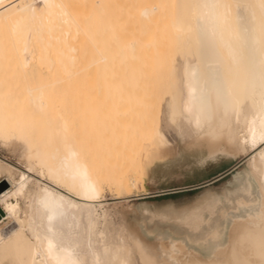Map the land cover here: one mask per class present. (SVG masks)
I'll return each instance as SVG.
<instances>
[{"label":"bare ground","instance_id":"obj_1","mask_svg":"<svg viewBox=\"0 0 264 264\" xmlns=\"http://www.w3.org/2000/svg\"><path fill=\"white\" fill-rule=\"evenodd\" d=\"M112 1L74 18L67 0H0V137L25 141L34 163L26 173L0 160V222L13 221L0 264H264V0ZM116 2L147 35L121 33ZM170 10L173 36L154 34ZM164 109L211 158L256 153L236 208L205 235L128 249L99 228L100 199L106 182L135 188L171 153Z\"/></svg>","mask_w":264,"mask_h":264},{"label":"rangeland","instance_id":"obj_2","mask_svg":"<svg viewBox=\"0 0 264 264\" xmlns=\"http://www.w3.org/2000/svg\"><path fill=\"white\" fill-rule=\"evenodd\" d=\"M68 1L69 0H67V2ZM82 1H72V3H74V8L72 7V3H70V1L68 2L69 6L73 8L72 10H74L73 15L79 16V14H81V10H76L86 8V3L90 0ZM132 1L134 2V0ZM132 1L127 0L129 4L133 3ZM135 1L137 2V0ZM110 2H108V4H110ZM117 2L114 3L115 8L119 9L120 4L122 3L120 2L117 4ZM127 2H125L124 5L122 4L119 9L120 12L118 9H115L114 11L113 8V11L116 12L117 15L115 13L111 14V16L114 14V17L112 18H115L116 20L120 19V21L118 20L116 22L119 29H121L120 31H122L121 33L125 32L127 36H130L129 34L138 33L139 35L140 33H142L141 35H147L148 31L143 32L140 30L139 32L138 29L134 28L137 26L135 25L137 23L133 22L134 20H132V22L135 24L127 21L128 14L126 15L127 11L124 10L127 8V6L125 7ZM76 3L77 5H75ZM114 4L111 5L114 7ZM116 4L118 7H116ZM176 6L177 7L175 8L179 9L178 3ZM172 7L174 8L171 2L170 8ZM172 10H170V13L166 15L167 18L165 17V20L162 21L164 25H161L163 24L162 22L158 23V21H156L158 25L155 22V28L157 31L153 28L154 30H152L154 34L162 33L163 35L165 33L163 36H168L169 38L168 34L170 33L168 32H171L172 29L169 30L168 25L173 20L172 18L174 16L172 15L175 14V11L173 14L171 13ZM110 11L113 12L112 9H110ZM82 12H84V10H82ZM118 14L120 15L118 16ZM77 16L74 18H77ZM80 17H82V14ZM126 22L129 25L126 24ZM129 26L131 27L129 28ZM71 27L74 28L73 25H71ZM171 27L172 26L170 25V28ZM73 28L72 34L69 35V39L72 38L73 40L68 42H72V45L74 44L76 47H74V45H70L68 42L67 45L77 51L78 47L75 38L78 42L77 35H79V32L77 34L78 29H75L77 31H73ZM130 29H132V31ZM134 30L136 33H133ZM152 30H150L149 34L152 33ZM172 34L174 33L171 32L170 37L173 36ZM66 48L64 49L65 52ZM72 53L73 52H71V54ZM188 63L194 64L195 60L190 57H185L183 59V67L185 68ZM46 65L47 64H45V66ZM45 66L44 68H41V72L46 75L48 68ZM91 85L90 87H93H89L88 91H90V89L91 91L94 89L95 86ZM85 87L88 88V86ZM88 95V97H85V100L88 98L89 104L91 101L89 99H92L94 95ZM90 104H92V101ZM91 122L93 123L92 119ZM183 122L185 121L182 117L179 122L180 126L174 124L164 109L160 130L164 133L166 140L170 143H168V148L170 149L168 153L171 152V155L169 154L164 160L156 163L154 165L155 167L152 166L149 168L148 175L143 180L144 182H138L135 188L132 187L133 189L125 188L119 190L117 187H113V185L111 186L108 182H106L107 184H104V196L102 195V199L100 200L102 201V210L105 211L106 214V222L101 220L99 228L109 231H107V233L110 240L116 243L121 241L126 244L128 249H131L133 246L135 238L140 239L143 244L148 246L153 245L152 247L157 246L160 242H166L168 238H173V240L178 242H182L188 238L196 240L199 236L206 234L208 228L213 222L215 224H219L222 221L221 212L224 209L226 212H230L236 208L235 201L239 195V186L241 184L239 183L241 179L240 177L243 174L245 175L248 173L249 162L252 154L254 155L256 152L250 151L244 154L237 153L235 156H225L220 154L215 158H211L208 154L209 151L207 145L197 141V131L194 129L195 127L191 124H186V122L183 124ZM194 143L198 144L195 145ZM190 145L192 149L190 148ZM200 146L202 149H200ZM27 157H29V147L25 141L15 138L7 141L6 139L0 137V160L11 164L18 169V171L29 173V165L34 163L30 162L29 158L27 160ZM38 170H40V168L36 167L34 174L37 175ZM15 173L17 177L18 172L15 171ZM245 176H242V178H245ZM3 178L4 177L0 176V181ZM19 200L22 207L25 209V204L23 203L27 204V200L24 199L23 201V198H20ZM21 216L24 217V214L22 213ZM34 221L36 222L37 219ZM12 222L13 221L11 219L2 218L0 222V229L9 230L13 226ZM128 245L130 247H128ZM133 262H135V260ZM135 263L139 264L140 261Z\"/></svg>","mask_w":264,"mask_h":264},{"label":"water","instance_id":"obj_3","mask_svg":"<svg viewBox=\"0 0 264 264\" xmlns=\"http://www.w3.org/2000/svg\"><path fill=\"white\" fill-rule=\"evenodd\" d=\"M6 183L5 182H1L0 183V192L3 191L6 188ZM4 215V212L0 209V218Z\"/></svg>","mask_w":264,"mask_h":264},{"label":"crops","instance_id":"obj_4","mask_svg":"<svg viewBox=\"0 0 264 264\" xmlns=\"http://www.w3.org/2000/svg\"><path fill=\"white\" fill-rule=\"evenodd\" d=\"M164 134V133H163Z\"/></svg>","mask_w":264,"mask_h":264}]
</instances>
